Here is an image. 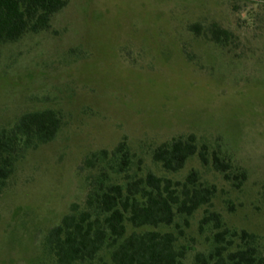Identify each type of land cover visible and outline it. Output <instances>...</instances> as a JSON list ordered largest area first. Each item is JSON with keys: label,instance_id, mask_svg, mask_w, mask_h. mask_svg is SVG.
Instances as JSON below:
<instances>
[{"label": "rangeland", "instance_id": "374dc122", "mask_svg": "<svg viewBox=\"0 0 264 264\" xmlns=\"http://www.w3.org/2000/svg\"><path fill=\"white\" fill-rule=\"evenodd\" d=\"M216 27L228 32L223 44ZM46 109L64 124L18 162L0 198V264H57L48 233L73 204L85 207L90 177L112 173L86 159L124 141L132 163L120 178L184 183L196 172L217 188L189 226L177 217L180 228L158 229L183 230V264L213 249V227L200 228L206 209L257 235L264 254V0H70L49 31L0 45V128ZM192 134L243 176L227 181L198 157L178 173L153 161L161 144ZM83 264H112L110 251Z\"/></svg>", "mask_w": 264, "mask_h": 264}, {"label": "trees", "instance_id": "16d2710c", "mask_svg": "<svg viewBox=\"0 0 264 264\" xmlns=\"http://www.w3.org/2000/svg\"><path fill=\"white\" fill-rule=\"evenodd\" d=\"M70 0H0V45L16 43L28 34L49 31L53 17L65 9ZM193 27H198L197 25ZM228 32L219 27L212 40L223 44ZM62 115L46 109L25 113L10 127L0 128V198L15 173L18 162L30 150L55 140L63 127ZM206 145L198 146L195 135L180 136L165 142L153 152V161L168 173H178L198 157L203 165L221 173L227 181L243 176L232 161L217 152L209 158ZM107 162L112 173L101 167L87 184L85 207L73 204L71 212L52 228L45 247L57 264H83L97 260L110 251L112 264H183L187 248L178 247L180 235L159 231L176 226L177 217L189 226L200 208L212 206L216 186L198 184V174L176 182L149 173L133 178L129 174L131 154L126 141L109 153L93 154L85 161L94 168L96 160ZM236 170V171H235ZM128 225L140 231L128 233ZM213 227L214 246L209 254H197V264H264L258 236L245 230H231L222 216L206 209L200 228Z\"/></svg>", "mask_w": 264, "mask_h": 264}]
</instances>
